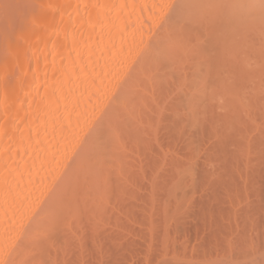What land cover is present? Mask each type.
<instances>
[{
	"label": "bare ground",
	"instance_id": "6f19581e",
	"mask_svg": "<svg viewBox=\"0 0 264 264\" xmlns=\"http://www.w3.org/2000/svg\"><path fill=\"white\" fill-rule=\"evenodd\" d=\"M22 1L30 4L27 15L0 29V264H83L93 251L89 242L109 255L114 244L129 245L107 241L109 229L120 233L122 221L139 223V209L147 237L159 241L164 228L157 264H183L174 247L173 253L165 247L168 229L193 212L192 194L200 185L202 193L213 186L215 197L203 194L207 202L195 206L205 225L217 212L223 221L215 222L223 225L226 217L239 219L236 209L264 210V0ZM163 135L170 140L164 148ZM220 189L231 202L221 199ZM249 193L261 198L251 203L262 205L244 208L239 196ZM222 204L231 206L216 210ZM254 217L242 216L248 226ZM230 223L224 229L217 224L221 238L243 229ZM142 229L136 228L145 235ZM244 233L231 248L252 246L243 244L249 241ZM144 239L153 245L148 251L159 245ZM178 248L186 261L189 251ZM256 258L248 262L264 263Z\"/></svg>",
	"mask_w": 264,
	"mask_h": 264
},
{
	"label": "rangeland",
	"instance_id": "374dc122",
	"mask_svg": "<svg viewBox=\"0 0 264 264\" xmlns=\"http://www.w3.org/2000/svg\"><path fill=\"white\" fill-rule=\"evenodd\" d=\"M1 2H0V29L2 28L1 26H4V29H5V25H7L8 24V26H9V23L8 22H10V19L11 20H13V18L14 19H18V18H23V15L25 14V16L27 15L26 13L28 12V9L30 8V4H27L26 2L24 3L22 0L21 1H19V0H10V1H8V0H0ZM4 1H7V2H4ZM12 1V2H11ZM3 2V3H2ZM10 2V3H9ZM18 2V3H17ZM23 2V3H22ZM6 3V4H5ZM21 15V16H20ZM9 18V19H8ZM19 20V19H18ZM12 22H15V20L14 21H12ZM4 24V25H3ZM4 29H1V30H3L4 31ZM6 29H8V28H6ZM3 33L1 32L0 33V42H2L1 40V38H3ZM0 45H1V43H0ZM1 48V47H0ZM1 51H2V49H0V54H1ZM163 129V128H162ZM158 132H160V130L158 131ZM163 134H166L167 136H168V134H167V132H166V130L164 129L163 130V132H162ZM160 134V133H159ZM161 135V134H160ZM165 135V136H166ZM163 137V139L165 138L164 137V135L162 136ZM159 138V137H158ZM168 138V137H167ZM162 139V140H163ZM166 139V138H165ZM161 140V141H162ZM170 140H168L167 141V139H166V142H160V144H163V145H161L163 148L167 145L166 143L167 142H169ZM182 145V142L181 141H178L177 142V146L179 145V146H181ZM177 146H176V148H177ZM178 146V147H179ZM166 147H168V146H166ZM181 147H183V146H181ZM166 149V148H165ZM178 149V148H177ZM179 150V149H178ZM179 151H182L181 149L179 150ZM204 154V153H203ZM205 155V154H204ZM204 156H202L201 158L202 159H200V161L201 160H204V158H203ZM202 164H203V162H202ZM263 167V166H262ZM262 170H264V169H262ZM261 170V171H262ZM260 171V172H261ZM263 173V172H262ZM256 174V173H255ZM264 174V173H263ZM257 175V174H256ZM242 176V175H241ZM261 176V175H260ZM245 177V176H244ZM252 177H254V176H252ZM241 178H243V177H241ZM240 178V182L241 181H245L246 182V180H249L248 178L246 179L245 178V180H242ZM256 178V177H255ZM255 178H251V179H255ZM258 178V177H257ZM260 178H264V175H262V177H260ZM238 179V178H237ZM244 179V178H243ZM145 180H147V179H145ZM262 180H263V182H264V179H260V184L262 183ZM147 183H149L148 181H146ZM146 182H143V183H146ZM236 182H238V180L236 181ZM252 182V181H251ZM239 183V182H238ZM247 184H244L243 183V185H249L248 184V182H246ZM242 184V183H241ZM253 184V183H252ZM199 185V184H198ZM201 186V185H200ZM200 186H198L199 187V192H197V193H193L194 194V196L195 197H197V198H195L194 196H193V194H192V197H193V201H194V205H193V207L192 206H190V208H189V210L188 211H193V212H197V213H193V212H189L190 214H188V212L185 214V215H187V216H182L179 220H181L180 222H178V225H171V227H169V229H168V235L167 236H169L168 238L169 239H167V240H169V245H165V247H167L168 248V251L170 252H172V251H174V250H170L169 248H171V249H174L175 248V253H179V254H181L182 255V253L183 252H181V251H183V250H181V251H179V249L180 248H178V247H181V249L183 248H186L185 250H187V251H185V252H188V253H186V255H185V257L186 256H188L187 257V259H186V261H185V258H183L182 259V257L183 256H181L180 255V258L182 259H180L179 260V263L180 262H182L183 264H200V262H201V264H215L218 260V262H217V264H233V261H234V263L235 264H242L243 262H247L246 264H250V262H248L249 260L251 261V259H255L256 257H258V256H260V257H258V258H256V259H258V261H260V259L262 258V261L264 260V255H263V253H264V250L263 249H257V248H259V247H261V246H263V244H264V240L262 241V237H260V236H262V235H264L263 234V232L264 231H262V230H264L263 228H264V223H263V221H264V219H263V215H264V213L263 214H260L261 212H264V210H261V212H260V210H258L260 213H258V212H252L251 211V213H250V210L251 209H253V204L255 205V204H260V205H262L261 203H255V202H259L260 200H261V198H257V197H255V196H258V195H256L255 193H253L252 194V196H251V193L253 192V190L252 191H250L251 193H249V196H251V198H248L249 196H247V194L245 195V197H242V196H239L240 198H244L243 200H241V203H243L242 205H245L244 206V208H247V206L248 207H251L252 206V208H249V210H247V212H246V210H245V212H243L242 211V213H240V209L241 208H239V210L238 209H236V207L235 206H233L234 207V209H236L237 210V212L239 213L238 214V216L236 217V216H234L235 218H238L239 217V219L238 220H231L230 219V221L229 222H226V220L228 221L229 220V218H225V217H223V218H225L226 220H224V224L223 225H221L220 223H216L217 221H219L220 219H218L219 217H218V212L217 213H215V216H214V219H210V218H208V217H206V218H208V219H210V224H211V226L210 225H205V224H208V222L206 221V220H204V219H202V220H204V221H201L200 220V216H203V212L202 211H200L198 208H196V207H198V206H200L198 203L199 202H207V201H202V199H204L205 197H207L206 199H209V197L210 196H212L211 198H213L214 196L213 195H211V194H213L212 193V191H210L211 189L210 188H213V186H207V185H205V187H203V190L205 191V189L204 188H206V186L208 187L207 188V190H209V191H205V193H202L203 191H202V188L200 187ZM253 186H255V185H253ZM242 187H244V186H242ZM252 187V186H251ZM260 187H264V183H262L261 184V186ZM254 188H256V187H254ZM196 189H198V188H196ZM262 189V188H261ZM219 190V189H218ZM223 189H220V194H224L225 195V197H226V195H229V194H226V193H224L225 191H222ZM248 190H250V189H248ZM202 191V192H201ZM207 192L209 193V194H207ZM248 192V191H247ZM247 192H245V193H247ZM261 192V191H260ZM199 193L201 194L202 193V197H203V194L204 195H206L205 197H201V196H199L198 197V195H199ZM197 194V195H196ZM216 194V193H215ZM219 194V196H221L222 198L221 199H224V196H223V194L222 195H220ZM208 195H210L209 197H208ZM260 195H262V196H260ZM259 196L260 197H262V200H261V202H264V188L262 189V194H260ZM246 196H247V201H246ZM215 198V197H214ZM232 198V197H231ZM233 198H238V197H233ZM195 199H197V200H195ZM198 199H200V200H198ZM205 199V200H206ZM219 199V198H218ZM220 199V200H221ZM228 199V196H227V198L226 199H224V202L225 201H227V202H231V200L229 201V200H227ZM254 200L255 199V202L254 201H252L253 203H251V200ZM259 201H258V200ZM213 200H215V199H213ZM245 200V201H244ZM195 201H197V202H195ZM210 201V200H209ZM212 201V200H211ZM237 201H239V200H237ZM244 201V202H243ZM250 201V202H249ZM218 202V201H217ZM220 202V201H219ZM222 202V201H221ZM223 202V203H224ZM233 202H234V200H233ZM248 202L250 203V204H248ZM237 203V202H236ZM246 203V204H245ZM204 204V203H203ZM207 204V203H206ZM214 204H216V200L214 201ZM214 204H213V206H214ZM240 203H238V205H239ZM208 205H211L212 206V204L211 203H209ZM217 205H220V204H217ZM216 205V206H217ZM260 205H259V209H260ZM196 206V207H195ZM212 206V208L214 209V207ZM221 206H223V207H220V206H218L219 207V209H216V210H218V211H221L222 210V208H225L224 206H226V207H229V206H231V204L229 205V206H227L226 204L224 205V204H222ZM241 206V204L239 205V207ZM202 207V206H201ZM218 207H216V208H218ZM192 208V209H191ZM243 208V207H242ZM264 209V203H263V207L261 206V209ZM194 209V210H193ZM197 209V210H196ZM229 209V211H230V214L231 215H234V214H236V212H234V213H231L232 211H234L233 209H232V211L230 210L231 209V207L230 208H228ZM228 209H226V211L228 210ZM254 209H256L255 207H254ZM254 209H253V211H254ZM216 210H215V212H216ZM117 211V210H116ZM136 211H139V212H137L136 214V216H139V223H141L142 222V217L144 218V215H142V214H138V213H141V211H140V209L139 210H136ZM222 211H224V210H222ZM249 211V212H248ZM119 213H120V211H119ZM243 213H246L245 215H247L248 216V219H249V217L250 218H253L255 215L257 216V217H254L255 219H253L254 220V222H252V223H250L251 221H252V219H250L251 221H249V222H247V223H250L251 225H252V227H251V225L250 226H248L247 224L245 225V219L243 220V218H242V216H245V215H240V214H243ZM252 213H257V214H252ZM223 215H224V213H222ZM229 214V213H228ZM250 214H252V215H250ZM119 215V214H118ZM118 215H116V216H118ZM122 215H124V212L122 213H120V215H119V217L121 218V220H125L124 219V217L122 216ZM140 215L142 216V217H140ZM250 215V216H249ZM259 215V216H258ZM225 216H228V215H225ZM230 216V215H229ZM253 216V217H252ZM119 217H117V218H119ZM126 218H130V217H127V216H125ZM204 217V216H203ZM203 217H201V218H203ZM233 217V219H235ZM240 217L242 218V220L240 219ZM119 218V219H120ZM215 218H217V219H215ZM221 218H222V216H221ZM222 218V219H223ZM231 218V217H230ZM118 219V220H119ZM133 218H131V219H126V221L127 220H132ZM259 219V220H258ZM261 219V220H260ZM263 219V220H262ZM161 220V219H160ZM240 220V221H239ZM255 220H258V221H255ZM191 221H192V223H191ZM207 223H206V222ZM216 221V222H215ZM221 222L223 221V220H220ZM232 221H235V224L234 225H236V226H239L240 228L242 227L243 229H240V230H238V227L236 228L233 224V229L234 228H236L235 230H233V231H235V232H231V230L226 226V229H228L227 231L228 232H231L230 234H232L231 236L230 235H228L229 233H227V235H222V238H221V236H220V231H221V229H224V227H222V226H225V225H227V223H230V222H232ZM241 221H244V222H241ZM114 222V221H113ZM112 222V226L114 227V224L115 223H113ZM130 222V221H129ZM128 221L127 222H124V221H122V223L124 224L122 227H124V228H127L128 230H129V232H127L128 230H126V229H122V227H121V229H119V227L121 226L120 224H121V221H119V223L120 224H118V225H116V227H114V228H116L117 230L119 229L121 232H123L124 230H125V232L124 233H121L120 231V233H118V231H115V230H111L112 228H110L109 230L110 231H112V232H110V236H108L107 237V241H109V239L110 238H115L116 240H118V241H121V240H126L127 241V244H129V245H126V246H128V247H126L125 246V244L126 243H123L122 244V246H124V247H119V246H117L116 244H114L113 245V247H114V249H111V251H110V249H108L107 251H108V254L109 255H106V253L107 252H105V253H102L103 251H102V249L104 248V249H107V248H105L106 246L107 247H109V246H111V244H113V243H111L110 245H107V244H109L108 242H105V241H103V243L101 244L102 245V249H100V251H102V252H100V253H97V250H96V248H95V245L92 243V245L90 246V242H89V245L88 246H86V247H92V250L94 251V253H92L93 251H91V250H89V248H87V250L88 251H85V248L83 249V251H85V252H89V251H91V252H89V253H91L92 254V256H90V255H88L89 257H91V258H85L84 259V257L85 256H83V258L81 259V260H83V264L86 262L85 260H87L88 262L89 261H92V264H96V262L95 261H97V264H99V262H100V264H111V263H113V264H115L114 263V259L115 258H113V257H115V256H118L116 259H115V262L116 261H118V262H121L120 264H157V261H158V257H157V255H159L160 253H161V251H163L165 248L164 247H161V244H162V246H164L163 245V243L161 242L160 244H159V241H161V237H160V235H163V232H162V230L164 229L163 227H161V228H159L158 229V232L159 233H162V234H158V237H159V241H158V239H157V237H155V236H153V237H155L156 239V241L155 240H153V239H151L150 237H152V236H150V235H147V233H148V229H146V230H144V228L145 227H140L138 224V222H137V224H135L136 223V221L135 220H133V222H131V223H133L134 225H132L131 223H129ZM195 222H196V224H195ZM203 222V223H202ZM213 222V223H212ZM238 222V223H237ZM239 222H241L240 224H239ZM256 222H258V224L256 223ZM262 222V225H260V223ZM130 224L131 226H129V228H134V229H132V230H130L128 227H126V226H128V225H126L125 226V224ZM199 223V224H198ZM255 225H254V224ZM141 224H143V223H141ZM194 224V225H193ZM202 224H204V226H201ZM217 224H219V225H221V226H219V227H221V229L218 227V225ZM231 224V223H230ZM230 224H228V226L230 225ZM237 224H239V225H237ZM244 224V226H242ZM144 225V224H143ZM217 225V226H216ZM254 225V226H253ZM257 225V226H256ZM259 225V226H258ZM110 225L108 224V227H109ZM111 226V227H112ZM175 226V227H174ZM186 226H188V227H186ZM193 226V228H192V230L190 229V227H192ZM245 226H248V227H245ZM143 228L142 230L143 231H146V233H145V235H144V233L142 234L141 232L142 231H137V230H140V229H137L136 230V228ZM197 227H199V228H197ZM203 227H205V228H203ZM208 227H210V228H208ZM230 227V226H229ZM245 227V228H244ZM254 227V228H253ZM256 227H257V229H256ZM259 227V228H258ZM107 228V227H106ZM170 228H172V229H170ZM185 228V229H184ZM197 228V229H196ZM202 228H203V230H202ZM217 228H219V229H217ZM177 229V230H176ZM212 231H211V230ZM248 229V230H247ZM250 229V230H249ZM107 231H108V229H106ZM123 230V231H122ZM134 230H136V232H139L140 233V237H138L139 236V233H137V236H135L134 234H131L130 235V232L131 233H133L134 232ZM204 230H206V231H204ZM241 231L242 233L241 234H245L244 232H247L248 231V233H246V235H245V237L246 236H248V238L246 237V239H248L249 241H247L246 243H243L244 245H249V244H251L252 246V248L250 247V248H248V247H246V248H248V250L246 249V251L244 250H242V249H240L239 250V248L237 247V248H231V246H233L234 245V247H236L237 245H238V243H239V241H237L238 239H241V238H238L241 234H240V232H238V231ZM245 230H247V231H245ZM107 231H103V232H105V233H107ZM164 231V230H163ZM180 231H182L181 233H177V232H180ZM189 231H191V232H189ZM205 233L206 235H204L203 233ZM212 232V234H211V236H213L214 235V237H211L209 234L210 233H208L207 234V232ZM262 231V232H261ZM136 232H134V233H136ZM150 232V231H149ZM158 232H155V234H157ZM186 232V233H185ZM218 232H220V233H218ZM113 233V235H111ZM116 233H118V234H116ZM125 233H128L129 235H123V234H125ZM165 233H167V232H165ZM188 233V234H187ZM190 233H192V234H190ZM252 233V234H251ZM254 233H255V235H254ZM101 234H103V233H101ZM115 234V235H114ZM154 234V233H153ZM222 234H224V230H223V233ZM239 234V235H238ZM249 234H250V236H249ZM258 234V235H257ZM262 234V235H261ZM106 236H107V234H105ZM134 235V236H133ZM178 235H179V237H178ZM189 235V236H188ZM234 235H236V236H234ZM147 236H150V237H147ZM174 236H177V237H174ZM184 236V237H183ZM195 236V237H194ZM199 236V237H198ZM203 236H206V237H208V238H206V237H203ZM225 236V237H224ZM254 236V237H253ZM258 238H257V237ZM118 237H120V239H117ZM129 239H128V238ZM135 237V238H134ZM146 238V239H144V240H149V239H151V243H154L153 241H155V243H157V244H159V245H154L155 246V248L156 249H154V247H152L149 251L147 250L148 248H150L151 246H153L152 244H148V243H145V242H147V241H143L142 240V238ZM171 237H174V239H175V241L173 242V240L174 239H172ZM186 237V238H185ZM190 237H192L193 239L192 240H194V241H192L191 240V238ZM235 237V238H234ZM251 237V238H250ZM102 238V239H101ZM101 241L103 240V238H104V235L103 236H101ZM126 238V239H125ZM135 239V240H133V241H130V240H132V239ZM137 238H139V239H137ZM183 238V239H182ZM185 238V239H184ZM213 239V241L212 240H210V239ZM215 238V239H214ZM225 238H227L228 239V241H230V242H227V240L225 239ZM238 238V239H237ZM255 238H257V239H255ZM263 238H264V236H263ZM104 239H106V238H104ZM110 239V241H113V242H115L116 240L114 239ZM180 239H181V241H180ZM206 239V240H205ZM209 239V240H208ZM221 239H223V240H221ZM138 240V241H137ZM185 240H188V241H185ZM197 240H198V242L200 241V243L201 244H199L198 242H197ZM203 240H205V241H203ZM216 240V241H215ZM253 240V241H252ZM256 240H258V241H256ZM126 241H124V242H126ZM129 241V242H128ZM141 241V242H140ZM179 242V243H177V242ZM193 243H192V242ZM202 241V242H201ZM207 241H209L210 242V244H206V243H208ZM223 241V242H222ZM241 241V240H240ZM252 241V242H251ZM255 241V242H254ZM150 242V241H149ZM168 242V241H167ZM185 242H187L186 244V246H188L189 247V249L191 250H188V248L187 247H184V243ZM195 242V243H194ZM234 242V243H233ZM242 242V241H241ZM240 242V243H241ZM115 243H117V242H115ZM143 244L144 246L143 247H141L142 245L141 244ZM171 243H173V244H171ZM189 243V244H188ZM204 243V244H203ZM213 243H216V244H213ZM227 243V245H225ZM232 243V244H231ZM237 245H236V244ZM253 243V244H252ZM105 244V246H103ZM117 244H119V243H117ZM130 244H134V246L133 245H131L130 246ZM138 244H140V245H138ZM166 244H168V243H166ZM228 244H229V246H228ZM261 244V245H260ZM94 245V246H93ZM148 245V246H147ZM174 245V246H173ZM211 245V246H210ZM241 245V247H244L242 244H240ZM257 245V246H256ZM258 245H259V247H258ZM139 246V247H138ZM148 248H147V247ZM196 248H195V247ZM202 246H205V247H209V250L211 251H208V249H205V248H201ZM219 248H218V247ZM135 247H138V248H135ZM144 247L146 248V249H144ZM157 247H161L160 248V250H158L157 249ZM174 247V248H173ZM178 248V250H177V248ZM217 247V248H216ZM221 247H224V248H228V250H226V249H222ZM254 247H256V248H254ZM264 247V246H263ZM263 247H261V248H263ZM109 248H111V247H109ZM129 248H131L130 250H129ZM135 248V249H134ZM166 248V249H167ZM211 248V249H210ZM213 248H215L214 250H212ZM76 249H78V248H76ZM162 249V250H161ZM194 249V250H193ZM234 249V250H233ZM82 250V249H81ZM112 250L114 251V254L113 255H115V256H113L112 255ZM137 250H139V253H138V251ZM143 251V253H141L142 251ZM145 250V251H144ZM154 250V251H153ZM156 250V251H155ZM199 250H202V251H199ZM205 250H207V251H205ZM215 250H217V251H215ZM233 250V251H232ZM235 250L237 251V252H240L241 250H242V254H245V253H247L246 254V256L245 255H242V254H240V253H236L235 252ZM257 250V251H256ZM260 250V251H259ZM79 251V250H75L74 252L75 253H71V255H70V258L72 259V258H75L76 257V255L75 254H77V252ZM98 251H99V249H98ZM131 253H130V252ZM136 251V252H135ZM177 251V252H176ZM204 251V252H203ZM213 251H215V252H213ZM256 251V252H255ZM148 252H152V254H153V256H151L152 254H150V253H148ZM170 252V253H171ZM191 252H195V253H200V255L203 253L204 255H206L207 257H204V260H202L201 261V258L199 257L200 255L199 254H197V255H195V256H192V255H190V253ZM206 252H208V253H206ZM220 252V253H219ZM226 252H228L227 254H225ZM233 252H235V254H237V255H233ZM244 252V253H243ZM250 252V253H249ZM258 252H260V254L259 255H256ZM263 252V253H262ZM95 253H97L96 255H95ZM117 253V254H116ZM158 253V254H157ZM173 253V252H172ZM195 253H193V254H195ZM212 253H215V254H212ZM224 253V254H223ZM229 253H230V255H229ZM256 253V254H255ZM81 254H87V253H84V252H82ZM120 254H122V255H120ZM138 256H137V255ZM143 254V256H141ZM149 254V255H148ZM188 254V255H187ZM210 254V255H209ZM212 254V255H211ZM218 254V255H217ZM239 254V255H238ZM249 254V255H248ZM250 254L251 255H254L253 257H251L250 256ZM73 255V256H72ZM105 257H104V256ZM128 255V256H127ZM130 255V256H129ZM145 255L147 256V259H150L152 262H149V260L147 261V259H145ZM225 255V256H224ZM245 256V257H243V259H242V261L239 263V261H240V258H239V256ZM95 256V259L94 260H92V257H94ZM100 256V257H99ZM101 256L103 257V258H101ZM120 256H121V259H120ZM123 256H125V257H123ZM149 256H151V257H149ZM213 256V257H212ZM215 256V257H214ZM227 256V257H226ZM247 256H250V257H248V258H250V259H247L246 257ZM99 257V258H98ZM139 257H141V258H139ZM193 257V258H192ZM195 257V258H194ZM217 257V258H216ZM228 257H230V258H228ZM232 257V258H231ZM233 257H235V259L237 258V260H234L233 259ZM98 258V259H97ZM105 258H107L106 260H102V259H105ZM120 260H119V259ZM126 258V259H125ZM151 258H153L154 260H152ZM192 258V259H191ZM125 260L124 262H123V260ZM130 259H131V261H130ZM196 260V261H194V260ZM199 259H200V261H199ZM203 259V258H202ZM206 259V260H205ZM209 259V260H208ZM212 259V260H211ZM232 259V260H231ZM142 260H144V261H142ZM216 260V261H215ZM75 260H73L72 262L73 263H75V264H77V263H79L80 261H78V262H74ZM139 261V262H138ZM142 261V262H141ZM215 261V262H214ZM220 261H222V263L220 262ZM225 261H226V263H225ZM87 262V263H88ZM94 262V263H93ZM107 262V263H106ZM118 262L116 263V264H118ZM123 262V263H122ZM149 262V263H148ZM185 262V263H184ZM208 262H210V263H208ZM212 262V263H211ZM236 262H238V263H236ZM73 263H71V264H73ZM262 264L261 262H259V263H257L256 262V260H255V262H253L252 264ZM89 264V263H88ZM91 264V263H90ZM245 264V263H244ZM264 264V263H263Z\"/></svg>",
	"mask_w": 264,
	"mask_h": 264
}]
</instances>
